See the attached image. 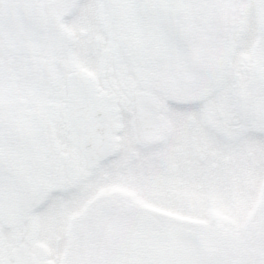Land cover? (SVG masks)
Returning a JSON list of instances; mask_svg holds the SVG:
<instances>
[{
	"label": "snow or ice",
	"instance_id": "snow-or-ice-1",
	"mask_svg": "<svg viewBox=\"0 0 264 264\" xmlns=\"http://www.w3.org/2000/svg\"><path fill=\"white\" fill-rule=\"evenodd\" d=\"M0 264H264V0H0Z\"/></svg>",
	"mask_w": 264,
	"mask_h": 264
}]
</instances>
